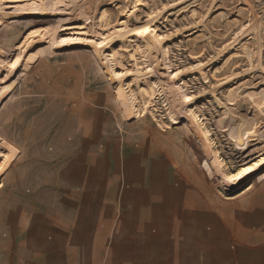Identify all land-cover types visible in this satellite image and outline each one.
Segmentation results:
<instances>
[{
	"label": "rangeland",
	"instance_id": "374dc122",
	"mask_svg": "<svg viewBox=\"0 0 264 264\" xmlns=\"http://www.w3.org/2000/svg\"><path fill=\"white\" fill-rule=\"evenodd\" d=\"M64 1L51 12L43 6L57 0L0 5V61L17 55L0 67V264H29L20 244L30 233L18 222L65 211L66 200L112 207L115 220L158 200H193L219 218L264 203V0ZM61 26L85 36L62 42ZM98 33L111 38V64ZM118 64L144 117L129 115L113 86ZM74 169L120 190L40 188L67 183ZM146 175L162 190L128 188ZM51 242L47 254L65 259L66 238Z\"/></svg>",
	"mask_w": 264,
	"mask_h": 264
},
{
	"label": "crops",
	"instance_id": "0c3cea01",
	"mask_svg": "<svg viewBox=\"0 0 264 264\" xmlns=\"http://www.w3.org/2000/svg\"><path fill=\"white\" fill-rule=\"evenodd\" d=\"M78 169L67 177V183L39 186L63 192L120 190L119 184L100 183L97 174L85 183L84 173ZM151 183L150 175L132 178L128 188L152 192L164 187ZM191 201V205L187 200L168 203V207L158 200V205L136 210L135 217L115 220L110 214L112 207L66 200L65 211L39 212L20 219L22 231L30 233V238H22L20 246L31 255L29 264H101L103 260L106 264H264L262 197L250 200L249 213L234 218L216 217L209 208ZM226 237L240 241L224 251L222 240ZM62 238H66V258L55 261L47 252L54 247L51 240ZM188 239L194 244L189 252L183 249V241Z\"/></svg>",
	"mask_w": 264,
	"mask_h": 264
},
{
	"label": "bare ground",
	"instance_id": "6f19581e",
	"mask_svg": "<svg viewBox=\"0 0 264 264\" xmlns=\"http://www.w3.org/2000/svg\"><path fill=\"white\" fill-rule=\"evenodd\" d=\"M23 1L24 2H29L30 0H23ZM57 1H58L57 7L56 6H48V5L45 6L44 5L43 8L45 9V11L51 12V10H53L54 8L66 7L64 0H57ZM73 1H75V0H73ZM3 2H5V0H0V5H2ZM10 2L11 3H9V5L10 6H14V7L23 4L22 0H10ZM70 2H72V0ZM73 4H75V3H73ZM149 21H151V20H149ZM65 29L66 28H63V26H61V28H59L57 30V32H58L57 34H59L62 42H67L68 40H71V39L82 38L81 35L84 33V32L80 33L81 34L80 36H78L76 33L71 35V34H67ZM129 34H130V31H128V30H123V31L115 30V33H114L113 36H114V38H117V39L121 40V39L126 38ZM82 36H85V34L82 35ZM30 37H31V35H29V37L26 38L23 43H21V46L18 47V51H20L22 49V47L25 44L28 43ZM93 40H94L96 46L101 51V53L103 54V56L105 57V59L109 62V64H111V61L108 60V58H107V56L109 55L110 52H109L108 49L107 50L105 49V45L111 41V38H105L104 36H101V33L100 34L98 33V34L95 35ZM16 58H17V55H15L11 59H9L6 63H3V62L0 61V67L1 66L4 67L3 65L5 64L6 65V69L10 68L16 62ZM6 69H2V70L6 71ZM111 69H112V71H111L112 72L111 79H112V81L114 83L113 86L117 90V92L119 94V98H120L123 106L125 107L126 112L129 115H132V116H135L136 114H138L139 116L144 117L145 116V106L142 104L141 100L140 101L138 100L136 93L130 92L128 90V88H127L128 84H125V83L122 82L121 73L120 72H122L124 74L123 77L128 75L127 72H125L123 70L122 66H120L119 64L117 66L114 65L113 67H111ZM0 81H1L0 82V89H1V84H2L3 79H1Z\"/></svg>",
	"mask_w": 264,
	"mask_h": 264
}]
</instances>
